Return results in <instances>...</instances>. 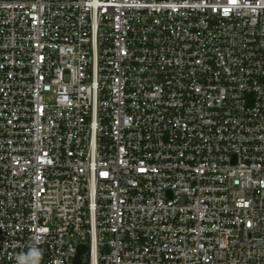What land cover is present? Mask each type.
<instances>
[{
	"label": "built area",
	"instance_id": "1",
	"mask_svg": "<svg viewBox=\"0 0 264 264\" xmlns=\"http://www.w3.org/2000/svg\"><path fill=\"white\" fill-rule=\"evenodd\" d=\"M0 264H264V0H0Z\"/></svg>",
	"mask_w": 264,
	"mask_h": 264
},
{
	"label": "water",
	"instance_id": "2",
	"mask_svg": "<svg viewBox=\"0 0 264 264\" xmlns=\"http://www.w3.org/2000/svg\"><path fill=\"white\" fill-rule=\"evenodd\" d=\"M84 252H85V249L82 251V248H81V252L79 253V256L77 257V262L80 263V255H81L82 253H84Z\"/></svg>",
	"mask_w": 264,
	"mask_h": 264
},
{
	"label": "snow or ice",
	"instance_id": "3",
	"mask_svg": "<svg viewBox=\"0 0 264 264\" xmlns=\"http://www.w3.org/2000/svg\"><path fill=\"white\" fill-rule=\"evenodd\" d=\"M233 2H234V0H233Z\"/></svg>",
	"mask_w": 264,
	"mask_h": 264
}]
</instances>
